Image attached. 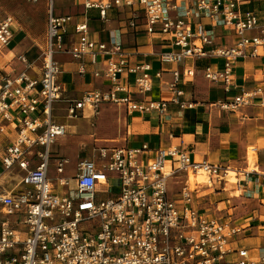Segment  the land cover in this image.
Listing matches in <instances>:
<instances>
[{"label":"built area","instance_id":"built-area-1","mask_svg":"<svg viewBox=\"0 0 264 264\" xmlns=\"http://www.w3.org/2000/svg\"><path fill=\"white\" fill-rule=\"evenodd\" d=\"M46 1L48 28L40 76L27 71L0 75V264H264V256L252 258L248 249L232 247L231 239L240 229L208 219L196 208L198 188L190 177L211 183L229 176L230 169L195 160L182 144L158 149L149 161L141 159L150 150L146 144L97 147L68 175V159L52 150L66 134L65 127L52 120L54 104L64 93L56 54L77 60L81 74L87 72V57L94 65L108 57L102 71L112 89L84 93L70 107L71 115L103 103L125 104L129 111L144 115L163 114L168 101L135 100L121 75L134 74L136 92L144 95L153 88L151 66H130L123 43L113 37L109 42L90 39L87 23L75 28L79 41L68 42L71 16L57 15L56 0ZM240 2L83 0L85 9H98L103 20L109 11L120 9L132 12L128 21L132 28L142 22L151 31L160 24L164 40L173 47L159 54L162 62L222 58V67H205L204 76L227 94L239 88L236 59L259 56L264 48V20L256 10H243ZM171 10L175 16H170ZM193 17H206L209 24L199 22L192 29ZM219 27L234 32V46L216 43L212 32ZM13 36L14 19L0 12L1 46ZM94 73L97 76L100 70ZM194 75L193 69L187 70V76ZM180 80L176 71L170 85L172 101L192 107L193 102L180 101L184 93L178 88ZM255 94L242 88L232 99H220L218 106L233 112L252 104ZM7 175L17 178L10 188L2 181ZM171 183L182 186L171 192Z\"/></svg>","mask_w":264,"mask_h":264},{"label":"crops","instance_id":"crops-1","mask_svg":"<svg viewBox=\"0 0 264 264\" xmlns=\"http://www.w3.org/2000/svg\"><path fill=\"white\" fill-rule=\"evenodd\" d=\"M34 3L43 6L46 17L44 38L38 44L41 51L46 40L49 11L46 0ZM240 3L243 10H256L264 20V0H241ZM78 7L82 9L80 14L69 15L71 11L76 12ZM55 13L71 16L66 37L68 42L79 41L81 34L76 33L75 28L78 24L87 23L90 39L109 42L113 37L120 40L130 66L139 64L151 66L153 88L144 95L136 92L134 74L124 72L121 75V83L131 86L133 91L131 96L135 100L168 101L167 111L163 114L144 115L137 111H129L125 104V107H121L115 106L116 103H103L97 109L87 105L79 115L69 117L70 107L81 99L84 93L112 89L113 83L102 71L108 57H101V61L96 65L91 63L90 57H87V72L81 74L77 60L69 54H56L55 59L62 69L59 82L63 86L64 93L63 98L54 104L52 120L64 126L66 134L56 140L52 149L54 148L55 156L68 159V175L74 173L73 168L81 158L92 157L97 147L119 146L99 144L100 140H109L112 137L102 135L99 130L101 131L102 124L112 119L114 127L120 129L121 123L118 121L123 119L126 143L121 146L148 145L150 150L141 154V159L144 161L151 160L158 149L182 144L195 160L209 161L228 167L230 172H235L237 182L234 185L228 183V178L225 176L214 178L209 185L198 189L196 208L208 219H219L231 227L240 229L231 239L232 247L248 249L252 258L264 256V180L262 178L264 174V48L259 56L236 59L235 83L239 88L227 94L219 84L209 81L204 76L205 67L221 68L222 58L192 57L181 63H165L160 60L161 52L173 48L164 40L165 35L160 32V24L155 25L151 31L146 29L142 22L137 28H132L128 23L132 12L120 9L109 11L107 19L103 20L98 9H85L83 0H56ZM169 14L175 16L176 11L171 10ZM97 16L99 18H95ZM190 20L193 23L192 29H195L199 22L209 24V19L206 17H193ZM94 21H99L97 28L93 26ZM16 26L17 30H15ZM15 31L21 36H31L27 18L23 15H16L14 33ZM212 34L220 46L232 47L236 43L234 32L228 28L219 27L213 30ZM12 52L0 49V75L3 73L15 75L27 71L32 76L26 65L20 71L15 70L16 58H13ZM23 59L25 63L26 58ZM96 69L100 70L97 76L94 73ZM191 69L194 70L195 75L187 76V70ZM176 71L181 74L178 88L184 92L180 96V101L193 102L192 107H181L172 101L170 85L175 81ZM40 74L41 68L38 75L32 77H39ZM242 88L256 91L252 104L241 106L233 112L225 111L218 106L220 99H232ZM91 111L92 116L89 119L85 118L86 113ZM66 125L74 131L68 140H64L68 134ZM84 140L86 145L79 148L78 142ZM87 146L91 149L83 150ZM63 147L64 151L61 152L60 149L62 150ZM250 150L256 156L254 164H251L248 158ZM66 154L68 156H65ZM70 158L75 160L71 161ZM71 164H74L72 168H70ZM15 180L17 178L9 175L2 179L7 188L12 187ZM182 184L171 183L169 189L175 192L178 189L174 188H179ZM237 191L239 197L236 196Z\"/></svg>","mask_w":264,"mask_h":264},{"label":"rangeland","instance_id":"rangeland-1","mask_svg":"<svg viewBox=\"0 0 264 264\" xmlns=\"http://www.w3.org/2000/svg\"><path fill=\"white\" fill-rule=\"evenodd\" d=\"M81 11H82L81 7H78L76 12L71 11L69 15L71 14L73 15L76 13L80 14ZM0 12L2 13L5 12V14L10 15L15 21L17 14L23 15L25 18H27V23L28 26L30 27L31 36H21L19 33L15 31L12 40L6 47H3V49L13 51L12 52L13 58H21L22 60H24L23 58H26L25 64L27 66L28 72L32 76L33 75L37 76L42 66L40 59L41 51L38 44L41 43L42 39L44 38L43 36H44L45 24H46V17H45V12L43 10V6H41V4H36L32 2V0H0ZM98 25H99V21H94L93 26L97 28ZM15 30H17V26L15 27ZM19 67L21 68L15 67V69H17L16 71H20L21 69H24L25 66L21 65ZM118 105L121 107H125L124 104H116L115 106ZM119 121L118 123H121V126L119 127L120 129L114 127L113 119L108 123L102 124L101 131L99 130V132H101L102 135L104 136L111 135L112 137L109 140H104V141L100 140L99 144L104 143V144L121 146L126 143L124 125H122L123 119ZM100 136L98 138H100ZM85 149L90 150L91 147L87 146L83 148V150ZM60 151L61 152L64 151V147L62 150L60 149ZM249 152H253V151L250 150ZM65 156L68 155L66 154ZM74 158H70L71 161H74L75 160ZM73 165L74 164H71L70 168H72ZM231 173L232 172H229V176H227L228 178L227 181L228 183L234 185L237 182L236 173L235 174H231ZM190 181L194 185L193 187H197L198 189H201L202 186L210 184L207 179H199L195 182L193 178L190 177ZM179 188H174V189L177 190Z\"/></svg>","mask_w":264,"mask_h":264},{"label":"bare ground","instance_id":"bare-ground-1","mask_svg":"<svg viewBox=\"0 0 264 264\" xmlns=\"http://www.w3.org/2000/svg\"><path fill=\"white\" fill-rule=\"evenodd\" d=\"M3 47H6V46H1V44H0V49L3 48ZM14 63L16 65V68L19 67L20 65H26L21 58H16ZM92 114H93L92 111L91 112H87L85 118L89 119L92 116ZM69 117H72V115L69 114ZM66 126H67L68 134L64 137V140H68L70 137H72V135H73L72 133H74V131L70 129L69 125H66ZM85 143H86L85 140L84 141H79L78 142V147L80 148V146L86 145ZM248 158H249L251 164H254L255 159H256V156H255L254 152H250L249 155H248ZM231 174H235V172L232 171ZM191 178H193V180L196 182V179L193 176H191ZM199 179H204V178L203 177H198L197 180H199ZM195 184H197V183H195ZM236 196L239 197V192L238 191L236 192Z\"/></svg>","mask_w":264,"mask_h":264},{"label":"trees","instance_id":"trees-1","mask_svg":"<svg viewBox=\"0 0 264 264\" xmlns=\"http://www.w3.org/2000/svg\"><path fill=\"white\" fill-rule=\"evenodd\" d=\"M95 18H99V17L97 16V17H95Z\"/></svg>","mask_w":264,"mask_h":264}]
</instances>
